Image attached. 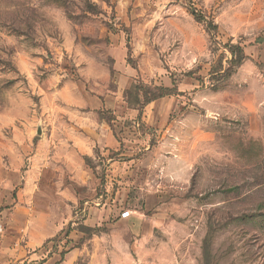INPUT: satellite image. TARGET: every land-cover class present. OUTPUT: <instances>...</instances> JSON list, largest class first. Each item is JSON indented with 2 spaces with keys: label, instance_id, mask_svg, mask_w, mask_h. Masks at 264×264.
Masks as SVG:
<instances>
[{
  "label": "rangeland",
  "instance_id": "rangeland-1",
  "mask_svg": "<svg viewBox=\"0 0 264 264\" xmlns=\"http://www.w3.org/2000/svg\"><path fill=\"white\" fill-rule=\"evenodd\" d=\"M230 44L247 58L224 78ZM94 111L118 144L83 156L78 264H264V0H0V178Z\"/></svg>",
  "mask_w": 264,
  "mask_h": 264
},
{
  "label": "crops",
  "instance_id": "crops-1",
  "mask_svg": "<svg viewBox=\"0 0 264 264\" xmlns=\"http://www.w3.org/2000/svg\"><path fill=\"white\" fill-rule=\"evenodd\" d=\"M96 119L94 111V127L86 131L54 128L35 137L25 177L0 178L3 184L21 183L18 201L0 212L6 224L0 234V264H78L84 257L94 263V231L84 237L74 211L84 199L79 188L93 182L97 186L83 156L118 144L108 123ZM108 202L106 199L104 206L88 208L90 215L84 223L94 227L108 220ZM16 225H22L24 233Z\"/></svg>",
  "mask_w": 264,
  "mask_h": 264
},
{
  "label": "trees",
  "instance_id": "trees-1",
  "mask_svg": "<svg viewBox=\"0 0 264 264\" xmlns=\"http://www.w3.org/2000/svg\"><path fill=\"white\" fill-rule=\"evenodd\" d=\"M93 13H94V11H93ZM192 14L196 15V12L194 10H192ZM230 49H231L233 57L231 59L230 67L225 71V74L223 75L224 78L232 75L234 68L240 66L242 64V62L247 58V55L244 53V50L241 47V45L230 44ZM155 98H156V96H154L152 99H155Z\"/></svg>",
  "mask_w": 264,
  "mask_h": 264
},
{
  "label": "built area",
  "instance_id": "built-area-1",
  "mask_svg": "<svg viewBox=\"0 0 264 264\" xmlns=\"http://www.w3.org/2000/svg\"><path fill=\"white\" fill-rule=\"evenodd\" d=\"M130 215V212L128 210L122 212V217H127Z\"/></svg>",
  "mask_w": 264,
  "mask_h": 264
}]
</instances>
